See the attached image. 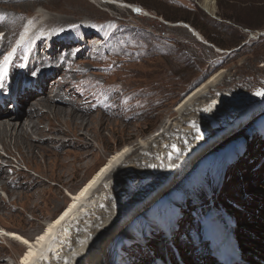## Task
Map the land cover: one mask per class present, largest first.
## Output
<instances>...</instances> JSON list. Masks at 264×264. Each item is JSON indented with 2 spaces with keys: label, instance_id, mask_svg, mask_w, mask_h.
<instances>
[{
  "label": "rangeland",
  "instance_id": "1",
  "mask_svg": "<svg viewBox=\"0 0 264 264\" xmlns=\"http://www.w3.org/2000/svg\"><path fill=\"white\" fill-rule=\"evenodd\" d=\"M124 1L143 6L151 15H137L115 4H100L94 0H0L2 50H8L10 54L15 46L23 50L32 42V45L40 44L46 51V45L53 44L49 51L55 52V56L49 60L52 65L46 68V72L49 75L50 71L55 72L56 78L55 74L47 75L45 85L41 77L38 78L34 83L39 82V85L31 88L34 93L43 92L52 96L74 91L72 99L76 100L77 107L88 111L76 113L77 117L86 119L85 131L74 133L64 126L67 135L57 139L58 143L50 142L46 137L38 140V136L33 134L30 138L32 142L38 141L56 155L46 156L44 160L37 154L32 159L33 165L22 161L11 139L7 147L0 141V160L13 165L0 163L6 171L0 177V183L9 191H15L14 195L7 197V190L0 188V199L31 204L20 206L11 203L6 209L0 207V230L4 227L29 239L34 238L45 221L53 218L70 200L69 194L108 161L112 153L124 147L127 148L124 157L113 165L111 174L93 189L78 218L67 222L69 226L64 225L65 228L57 230L49 251L46 249L47 254L41 256L40 262L51 263L53 256V260L62 258V264L71 262L82 251V240L69 250L62 249L63 242L74 236L72 229H84L83 225L88 221L99 232L112 225L139 200L162 188L149 204L139 206L109 235L103 250L106 264H156L158 259L164 264H181L180 260L183 264H200L202 242L201 238L189 233L190 214L198 206L207 209L210 197L201 194L200 200L191 201L192 196L185 193L198 192L204 187V172L197 167L198 170L184 180L179 177L170 186L164 185L167 182L165 178L175 165L226 126V117L214 109L215 113L208 119L205 114L193 116L192 122L201 123L204 127L190 135L194 124L182 127L177 124L184 116L188 118L191 115L186 112L191 110L194 113L197 107L205 111L206 104H212L218 97H226L225 104L231 109L237 102H230L229 97L233 95L240 99L239 105L236 104L239 108L237 118L253 105H260V108L230 133L207 146L204 157L208 155L214 166L210 185L213 189L218 188L212 192L209 190L211 204L227 205L237 213L238 232L232 227L235 241L242 242L248 237L264 240V163L259 166V158L264 155V94H258L264 93V0H214L215 9L212 12L203 8V0ZM32 2L35 3L28 8L27 5ZM181 21L193 28L191 22L199 28L207 27L211 36L222 45L207 39L208 46L198 41L187 28L175 25ZM23 27L25 34L22 36L26 39L41 32L45 33L46 39L38 42L31 39L25 47H21L19 40L22 36L17 39L16 35ZM80 35L83 40H79ZM59 48L75 60L69 56L60 57L57 53ZM218 72L221 74L216 83L209 86L199 100L188 105V110H176V105L187 93ZM99 91L111 102L110 110L98 108L93 103V95ZM20 94L23 96L25 91ZM29 105L23 106V113ZM44 106L37 109L32 119L39 118L46 125L45 114L50 106ZM207 114L210 115V112ZM208 122L209 125L205 126ZM170 130L174 132L167 133ZM248 130L250 132L245 135ZM76 135L89 143L88 154L82 159L76 154L86 149L70 144V138L78 141ZM160 143L164 144V149L157 154L155 148ZM59 160H67L74 166L59 167ZM125 165L130 166L128 174H136L135 179L128 180L130 175L123 172ZM120 167L121 175H114L115 169ZM13 168L18 169L17 175L23 179L7 177ZM33 178L41 179L43 183L33 187L38 188L40 193L30 196L26 188ZM181 179L183 181L180 182ZM220 181L221 184L216 186ZM184 189L186 192L183 194ZM181 194L182 202L179 199ZM168 226L180 242L175 239L177 243H172L171 238L165 240L159 235L162 233L160 227L167 230ZM79 229L76 233L82 237L84 231ZM2 230L0 264H20L19 257L26 249L24 244L5 229ZM195 231L201 234L200 228ZM142 239L143 244L139 242ZM148 244L150 250L139 249ZM206 259L203 257L205 263L202 264H211Z\"/></svg>",
  "mask_w": 264,
  "mask_h": 264
},
{
  "label": "bare ground",
  "instance_id": "2",
  "mask_svg": "<svg viewBox=\"0 0 264 264\" xmlns=\"http://www.w3.org/2000/svg\"><path fill=\"white\" fill-rule=\"evenodd\" d=\"M94 1H96L97 3H100V4H112V5L115 4L117 6H120V8L123 7L125 9H129L130 11L134 12L137 15L138 14L143 15V16L151 15V14H149L150 12L147 9H145L143 6L136 4V3H132V2L130 3V2H127L124 0H94ZM34 3L35 2L29 3L28 5L25 4V5H27L29 8ZM202 6L207 11L212 12L215 9L214 0H203ZM40 14H42V13H40ZM40 18H42V15ZM163 21H164V19H163ZM175 25L187 28L189 30V32L197 40L198 39H200L202 41L206 40L201 35V33H199L195 28L191 27L190 25H187V23H185V22L181 21V22L176 23ZM24 34H25V32H24ZM23 37L24 36H22V38ZM31 39H32L31 37H28L26 39L27 43H25L21 47H25ZM40 39H42V37H40L38 40H40ZM81 40H83L82 37H81ZM20 41L21 40H19V44H20ZM14 45H15V43L12 44V46H14ZM30 45H32V42ZM52 45H53L52 43H51V45H46L47 49L45 52L52 50ZM19 50L21 51L22 49H17V46H15V49L12 52H14L13 54H17L19 52ZM9 58H10V56H9ZM6 63H7V61H6ZM51 65L52 64L50 62L45 63V66L43 67L42 70L46 72V68H51L50 67ZM34 72L35 71L31 72L30 74H27V73H29V71H27L24 68V70L20 73V75H22V77L24 76L27 80H31L32 78H35L36 74ZM219 73L221 74V72L215 73L214 75L210 76L207 80H205L204 82L199 84L197 87L192 89L189 93H187L176 105L177 106L176 110L178 112L181 109H185V111L188 110V107L190 105H192V103L199 100L203 96L204 92L208 89L209 86L211 87L213 84L216 83L218 77L220 76ZM47 75H49V74L46 72V74H44V76H43V79H42L43 85H45V83H46L45 78L47 77ZM33 86H36V85H33ZM13 88L14 89L12 90V92L22 93L25 91V94L23 96H20V98H21V99H19L20 106H17L18 112L6 111V113L9 114L8 116H6V118L2 117L4 112L3 111L0 112V141L4 147H7L9 140L11 139L14 147L20 153V155L22 157L21 158L22 161L24 160L25 162L29 163V166H30V164L33 165L32 162H34V161L32 159H35L37 154L39 156H41V158H43L44 160H45L46 156H48V157L56 156L52 151L47 150L46 146L38 143V141L32 142L30 140V138L33 136V134H36L38 136L37 137L38 140L41 137L42 138L46 137V138H48V140L50 142H57L58 143L59 140L56 141L57 139H61L63 135H67V133L65 132V128H63L64 126L68 127V129L73 131L74 133L83 132L85 127H87L86 119L81 117V116L77 117L76 113H78V114L79 113H88V111L81 110V108L79 109L77 107L76 100L74 98L72 99L74 91H70L67 93H63V92L60 93L59 92V93H56L52 96H49V95H45L43 92H41L39 94L34 93V91L31 89L32 86H28V88L20 90V84L19 83L14 85ZM43 90H45V87L43 88ZM7 92L9 93V90ZM3 93L6 94V92H4V90L0 88V95H2ZM76 94H79V93L76 91ZM32 98H34V99H32ZM225 98L226 97H224V98L218 97L217 99H215V102H212V104H210V105L206 104L205 111H204V109H198V107L196 108V110H193L194 113H192L191 110H188V112H186V113L191 114V115H189L188 118H187V116H184L180 120V122L177 123V124H180L181 127L183 125L184 126H190V125L194 124L193 127L191 128L192 132L190 131L191 132L190 135H193L194 130L199 132L200 129H202V127H204V126H201L202 125L201 123L200 124L199 123H197V124L193 123L192 122L193 116L198 117L200 114H205V118L208 119L213 113H215L214 112V109H215L217 111H221L223 113V115L226 117V122L224 124L226 126L225 127L223 126L224 129L220 130L218 132L216 131V135L212 138L207 139V141L203 144L202 147L198 146L199 148L198 147L195 148L196 150L192 153V155H190L187 158H184L179 164L175 165L174 169L171 170L170 174L169 175L167 174V177L165 178V179H167V182L164 184L166 186H170L171 184L177 182L175 180H177L179 177L180 178L182 177L184 180L194 170H198L197 167H199V169L202 172H204L203 173L204 174V178H203L204 180L202 181V184L204 185V187L198 192L189 191L188 193H185L186 189H184L183 194L185 193V195L192 196L191 201H195L197 199L200 200L201 194H206L205 197H208V198L210 197L208 200L209 202L208 203L205 202L206 206H209V207L207 209H204L200 214H198L199 225H201V227H200L201 235H204L205 238H207L208 247L210 249V252H213V248L218 246V245L224 246V245L230 243L231 241H235V235L233 233V228H232L233 226L231 224L230 217H228L227 213L224 212L218 205H212L211 204L212 195L210 194L211 192H209V190H210L209 184L213 179L212 174H214V172H213L214 166H213V162H212L211 158L208 155L204 157V155L207 154V153H205V150L207 149V146L209 144H213V142L218 141L224 135H227L228 133H230L233 129H235L237 126H239L242 122H244L246 119L251 117V115L254 114L257 109L260 108V105H256V106L253 105L249 109L247 108L248 110H246V112H243L244 114H242L239 118H237V116L239 114V112H237V110L239 108H237L238 106H236V104L239 105L240 99H237V97L234 98V96L231 95L229 97V98H231L230 102H236V101L237 102H236V104H234L235 107L229 109V108H227V105L225 104L226 103ZM229 98H227V99H229ZM5 99L8 100L9 97L4 96L2 98L3 101ZM228 102H229V100H228ZM10 103H12V102L10 101ZM25 104L26 105L30 104L29 105L30 108L28 110L25 109L24 110L25 112L23 113L22 110H23V106ZM41 105H45L44 106L45 108L47 106H50V107H48V110L45 114V119L47 120L46 125L43 124V122L39 118H37L35 120L32 119L34 114L37 112V109L39 107H41ZM8 106L9 105H7V103L5 102L4 107H8ZM51 107H53V108H51ZM198 110H200L199 111L200 113L198 112ZM44 112H45V110L42 111V114ZM209 112H210V115L207 114ZM40 115H41V113H40ZM234 118H236L235 121L228 124V122L233 120ZM14 120H15V122H13ZM209 123L210 122H208L205 126H208ZM184 131H185V129L182 130V136H183ZM170 132L173 133L174 131L170 130L167 133H170ZM178 132L181 136V130H179ZM55 133H58V135H55ZM186 135L187 134H185V136ZM190 135H188V136H190ZM76 136L78 137V135H76ZM76 140H78V141H73L72 138H70V144H73V146L77 147V148L86 149V150H80L76 154L80 159H82L88 154L87 148H89V143L87 141H84L85 139H83V137L82 138L78 137ZM182 140L184 141V138ZM177 145H179V144L177 143ZM175 146H176V144H175ZM163 149H164V144L160 143V145H157V147L155 148V152L157 154H159V153L161 154V151ZM126 152H127V148L122 147V148H119L118 150H116L114 153H112L111 158L108 159V161L101 164L100 167L89 178H87V180L76 191L69 194L70 200L64 204V206L56 213V215L53 218H51L48 221H45L44 226L42 227V230L39 233H37L34 236V238L29 239L28 237L21 235L17 231L7 230L6 228L1 227L0 231H3L2 229H5V232L11 233L10 235L16 237L17 239L19 238L20 241L24 244L26 249L24 250V252L19 257L20 258V260H19L20 264H42L40 262V259L42 258L41 256L47 250L49 251V248H50L49 245L52 244L53 238L58 233L57 230L60 227L65 228V226L68 225L67 222L72 221L73 219H75L78 216V214L80 212H83V209H85L84 208L85 207L84 202L87 201V203H88L89 197L92 194L93 189L106 178V175L111 174L113 165L116 164L118 161H120V159H122L124 157V154ZM167 152H169V151H167ZM210 155H212V154H210ZM46 161H47V159H46ZM19 162H20V160L17 163L19 164ZM57 165L59 167H65V166H70V165L74 166L73 164H70V162H68L67 160H63V161L59 160V162H57ZM26 167L29 168L27 165H26ZM128 167H130V166L125 165V168H124L125 170L123 171L125 173V175L128 174L127 173ZM5 172H6L5 169H3L0 165V177H2ZM120 172H121V167L116 168L113 173H114V175H121ZM128 175H130L129 179H128L130 181L135 179V177H136V174H134V173L133 174L130 173ZM112 176H113V174H112ZM46 179L49 180V176H46ZM183 180L181 179L180 182ZM53 182H55V181H53ZM42 183H43V181L41 179H35V178L31 179L30 186H27V188H26L27 189V191H26L27 195L32 196L35 194V192L38 193L40 190L38 188L33 189V187L36 185H42ZM62 183H64V182H62ZM25 184L26 183L24 182V185ZM211 186H212V184H211ZM0 188L5 189V191L7 190V193H8L7 197H9V194L10 195L15 194V191H9L7 189V187H5V185L2 183H0ZM161 189L158 188L151 195L147 196V198L145 197L144 199L139 200L140 201L139 203L135 204L136 203L135 202L134 203L135 206L132 209H129V211L127 213H125L123 216H121L120 218H118L117 221L112 222V225L110 224L108 227L106 226L107 227V228L105 227L106 229L105 228L103 229L101 226L102 230L97 232L96 228H94L95 225L89 224L88 221L86 222V224L83 225L84 229H82V227L77 228V230L80 228L79 231L80 230L84 231L82 237H79L77 235V233H76L77 230L72 229L71 232H72V235L74 233V236H72L71 240L63 242V245H61L62 249H66V250L68 249L69 250L71 247L75 246L77 243H80L82 240V242H81L82 251L80 250V252H78V254L75 256V258L73 257L74 260H72L71 262L67 261V259L65 258L66 259L65 261H67V262H64V264H106V259L104 258L105 256H104L103 250H104L105 243L107 242L109 235L110 234L112 235L113 230L118 228L121 224H123L128 219L129 216L134 214L139 209V206L141 208V207H144L147 204H149L152 201V199L155 198L153 196L157 195L155 193H157ZM183 194L180 195V198H179L180 202H182ZM11 203L19 204L20 206H26V205L31 206V204H27L26 202H16V201H11V200L8 202H4L3 200L0 199V207L1 208L6 209V208L10 207ZM107 221H108V219H107ZM102 224H103V222H102ZM97 226L98 225H96V227ZM70 230L71 229H69V231ZM3 234H4V232H3ZM136 234H137L138 238L141 239L142 236L140 235V233L138 231H136ZM90 237H91V240H87ZM56 238H58V237H56ZM262 239H264V236H262ZM25 241H27V243H25ZM241 243L244 245L242 250H243V254H244L246 260L251 261L252 264H260L258 260H262L261 262L264 263V240H261V239L260 240L252 239L251 240L248 237L246 240H243ZM45 254H47V253H45ZM46 256L48 257V255H45V257ZM53 258H55V257L53 256ZM53 258H51V261H50L51 263H48V264H62V262L64 261V260H62V258H57L56 260H53ZM253 258H255V259H253ZM46 262H48V261H46ZM215 263L221 264L217 258H215ZM43 264H45V263L43 262Z\"/></svg>",
  "mask_w": 264,
  "mask_h": 264
},
{
  "label": "trees",
  "instance_id": "3",
  "mask_svg": "<svg viewBox=\"0 0 264 264\" xmlns=\"http://www.w3.org/2000/svg\"><path fill=\"white\" fill-rule=\"evenodd\" d=\"M185 21H188V19L185 18ZM192 21H193V20H192ZM191 23H192V25H193L195 28H197V29L199 30V32L201 33V35L203 34V36H204L205 39H207V40L210 41V42H214V43L217 44V45H220V46L222 45V43H221L220 41L216 40V38H214V37L211 36V34H210V32H209V29H208L207 27L204 28V27L200 24L203 28H199L197 24L195 25L193 22H191Z\"/></svg>",
  "mask_w": 264,
  "mask_h": 264
},
{
  "label": "water",
  "instance_id": "4",
  "mask_svg": "<svg viewBox=\"0 0 264 264\" xmlns=\"http://www.w3.org/2000/svg\"><path fill=\"white\" fill-rule=\"evenodd\" d=\"M187 25H189V24L187 23ZM187 27H188V26H187ZM202 38H203V37H202ZM198 41L204 43L205 45H210V43H209L208 41H206V40H205V41H202V40L198 39ZM249 132H250V130L246 131V132H245V135L248 134Z\"/></svg>",
  "mask_w": 264,
  "mask_h": 264
},
{
  "label": "snow or ice",
  "instance_id": "5",
  "mask_svg": "<svg viewBox=\"0 0 264 264\" xmlns=\"http://www.w3.org/2000/svg\"><path fill=\"white\" fill-rule=\"evenodd\" d=\"M258 94H264V93H258ZM25 243H27V241H25Z\"/></svg>",
  "mask_w": 264,
  "mask_h": 264
}]
</instances>
